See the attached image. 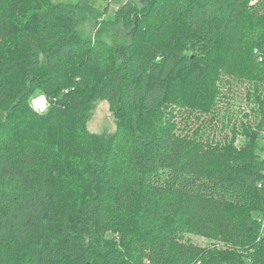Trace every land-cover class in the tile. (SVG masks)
<instances>
[{
  "label": "trees",
  "instance_id": "16d2710c",
  "mask_svg": "<svg viewBox=\"0 0 264 264\" xmlns=\"http://www.w3.org/2000/svg\"><path fill=\"white\" fill-rule=\"evenodd\" d=\"M79 8L0 0V264H264V0H127V46L78 37ZM234 80L261 109L241 149L214 124Z\"/></svg>",
  "mask_w": 264,
  "mask_h": 264
},
{
  "label": "rangeland",
  "instance_id": "374dc122",
  "mask_svg": "<svg viewBox=\"0 0 264 264\" xmlns=\"http://www.w3.org/2000/svg\"><path fill=\"white\" fill-rule=\"evenodd\" d=\"M56 2H64L76 5L78 0H54ZM141 4L145 0H136ZM127 2V0H92V3L98 7L99 15L94 16L84 8L77 10L80 18V24L77 26L76 31L78 37L82 39H89L92 41L103 39L110 44H121L127 46L132 42L134 32L128 28L124 21H115L116 11L119 7ZM143 6V5H142ZM102 10V11H101ZM28 14H24V21L28 19ZM225 87V86H224ZM229 88V87H226ZM230 94L226 100L220 104V115L215 120L214 124L217 126V135L232 136L233 132L230 130L231 125L234 123L236 135L233 142L236 148H243L248 138L252 137L257 132L255 118L260 112L259 102L256 101L253 95V85L248 82L234 80L231 85ZM251 91V92H249ZM41 100V103L39 102ZM28 102L30 105L39 112H45L49 108V102L41 91H38L32 96ZM189 116L193 117L194 121L206 120L209 123V115L206 113L196 112L191 113ZM204 117V118H203ZM198 119V120H197ZM192 120V119H191ZM221 131L223 124H228ZM87 127L95 134L103 136L108 139L116 130L115 117L110 110V105L107 100L96 99L92 101L87 108ZM249 136V137H248ZM257 142L264 143V132L257 133ZM72 185L66 193V200L70 204H76L81 199L80 191ZM108 237H115V234L109 232ZM194 241L200 244H206V239L198 236L192 237Z\"/></svg>",
  "mask_w": 264,
  "mask_h": 264
},
{
  "label": "built area",
  "instance_id": "2783aa9c",
  "mask_svg": "<svg viewBox=\"0 0 264 264\" xmlns=\"http://www.w3.org/2000/svg\"><path fill=\"white\" fill-rule=\"evenodd\" d=\"M259 185H261V183ZM262 237H264V218L262 219L260 235H259V238H262Z\"/></svg>",
  "mask_w": 264,
  "mask_h": 264
},
{
  "label": "bare ground",
  "instance_id": "6f19581e",
  "mask_svg": "<svg viewBox=\"0 0 264 264\" xmlns=\"http://www.w3.org/2000/svg\"><path fill=\"white\" fill-rule=\"evenodd\" d=\"M39 102L41 103V100H39Z\"/></svg>",
  "mask_w": 264,
  "mask_h": 264
}]
</instances>
